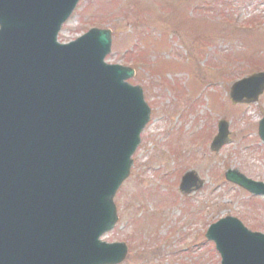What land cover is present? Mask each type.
<instances>
[{"label": "water", "instance_id": "95a60500", "mask_svg": "<svg viewBox=\"0 0 264 264\" xmlns=\"http://www.w3.org/2000/svg\"><path fill=\"white\" fill-rule=\"evenodd\" d=\"M78 0H0V264H108L125 243L100 235L116 219L113 196L149 120L134 70L104 61L109 29L92 28L57 42ZM264 72L233 84V103L256 101ZM264 139V118L260 123ZM229 141L219 123L212 142ZM227 177L264 193V183L228 170ZM202 181L187 172L181 190ZM222 264H264V234L228 216L210 226Z\"/></svg>", "mask_w": 264, "mask_h": 264}, {"label": "rangeland", "instance_id": "374dc122", "mask_svg": "<svg viewBox=\"0 0 264 264\" xmlns=\"http://www.w3.org/2000/svg\"><path fill=\"white\" fill-rule=\"evenodd\" d=\"M129 1L81 0L58 37L68 42L92 27L111 28L106 60L136 69L129 80L151 107L114 197L117 223L103 239L127 244L119 264H220L205 235L210 223L233 215L264 232V196L225 178L231 168L264 181V93L251 104L229 98L233 81L264 66V0H136L148 5L142 27L119 14L131 16ZM165 38L164 46L156 43ZM157 61L161 70H149ZM220 119L228 120L230 140L215 152L210 142ZM186 170L202 179L190 194L178 188Z\"/></svg>", "mask_w": 264, "mask_h": 264}, {"label": "trees", "instance_id": "16d2710c", "mask_svg": "<svg viewBox=\"0 0 264 264\" xmlns=\"http://www.w3.org/2000/svg\"><path fill=\"white\" fill-rule=\"evenodd\" d=\"M113 1H116V0H113ZM136 0L134 2H131L129 1V3L131 4L132 6V3L134 4L133 6H136L138 7V9L136 10L135 7L132 6V9L131 7H129V12H130V15H127L126 13L124 14V17H131V19H133L134 23L136 24V27H141L143 25H145L146 23H149V18L148 16H144L143 13L146 12V10L148 9V5L145 3V2H142V4L138 5V1L136 2ZM125 4H128L127 2ZM116 5V4H115ZM123 5H120L122 7H120L121 9L123 8ZM143 22V23H142ZM166 35V34H165ZM146 38H148L146 35L143 36V39L145 40ZM166 40L167 38L165 39H160V40H157L156 43L158 44H165L166 43ZM164 46V45H163ZM155 70H161V63L158 64L155 68Z\"/></svg>", "mask_w": 264, "mask_h": 264}]
</instances>
